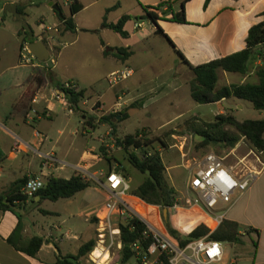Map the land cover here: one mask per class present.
<instances>
[{
	"label": "crops",
	"instance_id": "crops-1",
	"mask_svg": "<svg viewBox=\"0 0 264 264\" xmlns=\"http://www.w3.org/2000/svg\"><path fill=\"white\" fill-rule=\"evenodd\" d=\"M78 1L83 6L80 12L88 6L94 7L102 19V25L105 21L108 24H117L124 16L131 17L124 27V30L129 34L127 38L122 37L119 33L111 29L103 28L102 26L101 29L95 33L104 36L108 31H113L117 35H120L122 38L120 41L124 42L119 41L122 46L117 47L113 46L112 43L106 39L101 41V45L97 49L100 57L111 66L109 75L125 68L132 69L134 74L129 78L130 80H128V82L126 81L128 83L127 86L122 87V84H120L114 87L112 98L110 99L105 90H88L87 88L81 87V84L75 79L64 80L60 74L55 71L57 63L51 72L43 68L44 65L39 68L23 65L20 59L21 48L24 44H30L24 43V38L29 40V38H31L30 36H33L37 38V41H40L39 38H41V34L50 32L48 29L52 28L51 26H45L44 21L48 19L53 22L52 26H57L61 15L68 16L70 14V6L73 0H47L48 10L45 13H41L40 18L42 21L38 19L35 25L30 23L32 20L30 9L32 6L37 5L35 1L27 3L24 0H6L2 4L0 3V28L3 29L2 35L5 36L4 38L0 37V63L6 47V38L12 35L14 43L18 44V46L15 45L16 52L14 64L8 66L6 70H31L29 73L19 72L20 74L13 76L0 73V193L8 192L15 182L28 178L31 174L34 175V173H40L43 176L51 174L55 177L70 179L75 173L74 167L76 165H81L85 168L86 171L83 176H97V178L104 183L105 180L103 177H100V174L101 172L110 171L111 167L109 166L106 171L99 170L101 158L97 154V149L101 143H108L113 140L114 136L112 135V128L110 125L101 124L99 127L96 126V122L99 120L97 113L99 112L94 110L95 103H99L101 108L105 109L102 114L106 115L120 99L122 100L124 108L120 112H123V117H128L116 123L117 130L121 123L130 118V113L133 110L146 111L150 109L158 99H173L174 102H172L171 105L181 103L184 97L182 91L186 88L190 90L189 83L194 78V74L191 69L183 63L177 51L180 52L192 66L202 65L213 60L227 57L244 50L247 47L246 41L250 29L264 21V0H211L209 2L207 0H190L184 7L187 20L186 24H178L172 21L173 13L180 11L184 0ZM85 2H88V5ZM50 3L57 4L61 8L62 14L60 15L54 10ZM8 4L17 6L18 12L19 9H22V11L19 12V18L7 11L6 6ZM63 5H65V7ZM65 9L68 11V15L64 13ZM146 11L158 14L159 20L157 24L173 45L165 37L156 33L158 26L154 25L150 19H144L148 23V27H150V25L152 27L153 32H150L149 35L144 33L145 27L142 29L136 27L138 23H142L145 26V21L143 19L138 20L137 18L144 17ZM21 20L24 21L23 24L20 23ZM76 26L78 32V25L76 24ZM24 28H26L30 36H26ZM68 34L74 35V33L65 31L60 41L61 45L63 39ZM150 38L156 40L162 39L165 41L167 48L175 53L177 57L176 61H179L177 66L180 70L170 69L165 73H155L157 76L154 79L147 80L145 68H142L140 64L133 61L135 57H138L139 53L148 55V59L149 57H153L155 45L150 42ZM105 47L124 48L132 52V56L127 60L112 55L105 56ZM157 48V51H159L160 48L158 45ZM48 49L51 52L49 47ZM60 52L59 48L54 56L57 57V54H60ZM260 66H263V62L260 59H255L249 65V70L245 75L219 71L217 89L229 85H242L245 83L257 84L258 78L256 70ZM68 80L76 82L81 89L86 91L85 98L81 103L85 100L83 104L85 103V105L88 106L84 107L87 112L81 116L79 115V111L83 108L81 107V103L80 110L78 112L73 111V114L78 116V123L81 127L77 126L74 131H70V137L67 136L64 138L63 136L66 130L71 129L69 123H63V129H58L56 125L54 126V122L48 121H53L60 117L59 109L64 110L63 112L66 111L63 109L65 108V103L54 102L51 94L54 88H57L60 83ZM136 85H138L137 88L140 89L138 94L144 90L146 91L140 93L137 97H129L132 91V89L130 90L129 88H133ZM148 85L149 87H143ZM35 96L39 98V103L36 106L38 112H44L50 104L49 106L52 109V113L49 118H30L28 116V114H30L29 110L33 107L32 99ZM144 98L148 99L141 109L129 108L134 102ZM245 102L247 101L230 98L209 105H216L218 108V111L214 113V119L216 116L226 113H231L238 119V115L242 114L246 108ZM69 108L70 107H68V109ZM181 116L182 114L178 117ZM194 117L198 118L196 122L198 124L201 123V125L204 122H212L214 120L203 121L198 115H194ZM94 118H96L97 121H95ZM116 120H120V117H117ZM100 127L106 128V131H110L107 135L111 140L106 139L104 135L106 131L95 138L96 132ZM127 135H134V133H126L124 137ZM116 136L117 139L120 138L118 131ZM96 143H99V146H96ZM117 145L120 147V143L117 142ZM107 146L110 147V145ZM234 151L233 149V152ZM47 155L55 156L59 160V166L55 169L41 167L40 163ZM71 156L77 158V162L68 163L66 160ZM260 159L264 164V155ZM249 161L250 165L258 166L256 162L251 163V159ZM62 163L67 164V166H62ZM258 167L261 168V166ZM68 168L72 170L69 171ZM165 168L169 177L173 178L170 172L171 169L168 171L166 166ZM91 190L100 194L102 193L104 197L103 190L100 189L98 184L96 186H91L73 197L75 199L77 195L81 194V202L82 206L85 208L83 212L87 225H82L77 220L64 222L62 224L65 225L66 223L68 226L66 233H62L61 235L57 234L61 231V227L51 228L49 233H45V235L42 236L40 235L44 239V243L35 257L18 251L9 244L8 239L16 229L19 219L16 214L10 211L0 210V264H57L58 256L77 255L83 244L95 239V236L97 237V221L93 223V214L98 208V205L94 206L89 202L91 197L87 192ZM128 197H131V195L126 198ZM35 201H39L37 197ZM124 202L126 203L125 200ZM29 203L30 201L28 200L25 204L20 205L21 210H16L18 214L22 216V222L25 227V238L34 236L32 232L33 229L36 228V224L27 218V215L30 216L28 212ZM157 208L161 210L160 207ZM40 210L41 209L38 210L39 213H41ZM43 211L48 213H41L43 215L54 214L60 216L58 212ZM169 212L170 211H168L167 219H169ZM162 213H164V210H162ZM180 213L200 214L203 217V220L200 221L188 220L181 223V229L188 231L187 235L202 224L206 226L208 222L206 216L198 210L181 211L176 215ZM224 214L225 220L239 224L240 234L244 236L243 238L246 243V252L250 256L246 255L240 258H234L227 251V245L225 244V260L223 264H231L233 261H236L237 264H264V167L249 191L242 196H235L233 205L230 206ZM249 230L250 232H248ZM246 240L251 242V248L248 247V242H246ZM253 242H256L257 246H255ZM87 258L83 260V264L89 262ZM108 258L109 256L105 252L99 264H104ZM131 261L128 264H131ZM134 261L138 264L135 259ZM106 264H110V262Z\"/></svg>",
	"mask_w": 264,
	"mask_h": 264
},
{
	"label": "rangeland",
	"instance_id": "rangeland-1",
	"mask_svg": "<svg viewBox=\"0 0 264 264\" xmlns=\"http://www.w3.org/2000/svg\"><path fill=\"white\" fill-rule=\"evenodd\" d=\"M5 1L6 0H0V3L2 4ZM24 1L27 3L35 1V3L37 4L36 6H32L30 9L32 17L30 23L35 25L38 19L41 20V13H45L48 10V2L47 0ZM85 3L88 5V2ZM63 6L65 7V5ZM64 13L68 15V11L66 9L64 10ZM74 20L75 23L78 25V32L76 34L74 33V35H66L63 39L62 45L60 41L63 34L65 33V29L60 21L57 26H52V21L48 19L45 20V26H51L52 31L42 33L41 38H39V40L43 41L50 49H53L51 61L53 60L55 63H57L55 71L60 74V76L64 80L75 79L81 84V87L87 88L88 90H105L107 95L111 99L114 87L120 84H122V87L127 86V82L130 79L124 80L115 86H110L108 83V77L111 71V66L109 63L105 62L102 57H100L97 49L101 45V41H104L106 39H108L113 46L121 47L122 45L120 44V42L123 41L120 40H122V38L120 37V35H117L113 31H108V33L104 36H101L99 33H95L101 29L102 19L98 15L97 10L94 9V7L88 6L82 12H79L74 17ZM144 21V33L149 35L150 32H153L152 27L151 25L150 27H148V23L146 22V20ZM20 23L23 24L24 21L21 20ZM2 32L3 29L0 28V37L4 38L5 36L2 35ZM150 39V42L155 45L153 50V57H149L148 59V55L139 53L138 57H135L133 61L135 63L140 64L142 68H145V72L147 73V80H150L152 78L154 79L157 76V74L155 73H165L170 69L180 70V68H178L177 66V63L179 61H176L177 57L175 53H173L172 51H170V49L167 48L165 41H163L162 39ZM15 45L18 46V44L14 43L13 36L9 35L6 38V47L5 51L2 54V61L0 63L1 74L13 76L20 74L19 72L29 73L31 71L30 69H19V71L6 70L8 66H12L14 64L16 52ZM157 45L160 48L159 51H157ZM59 48L61 52L60 54H57V57H55L54 54L59 50ZM137 87L138 85L133 88H129L130 90L132 89L129 97H137V95L146 91L144 90L138 94L140 89ZM143 87H149V85ZM182 92V94H184V97L181 103L171 105V103L174 102L173 99H158L156 102H154L151 108L146 111L133 110L130 113V118L127 121L121 123L117 130L121 139L126 133H138L139 135L142 134L144 136L143 143H146L148 146L138 150H136L135 148H131V153L136 154L139 157H142L144 152L143 149L151 152L160 153V156L162 157L165 166L168 168V171L171 169L170 172L173 176V178H170L168 173L166 172V180L168 181L169 185L175 189L178 195L183 193V185H185L187 172L181 167L182 160L180 157V152L178 149L174 148V146L180 147V145L183 144L184 149L189 154V156L197 158L204 156L208 152H215L216 154L224 157L233 154L226 161L227 165L230 166H237L238 158L246 156L250 149H252L254 152H257L245 138H241L240 142L235 146L234 152L233 149L224 148L221 144H204L203 139L196 133L197 131H200L203 127L201 123L198 124L196 122L198 118L194 117V115H198L202 118L203 121H210L214 119V113L218 111V108L216 107V105H201L194 102L191 98L189 88L184 89ZM83 102L81 103V107L83 108H81V111H79L80 116L87 112L84 107H87L88 105H85V103L83 104ZM95 104L96 105H94V110L98 112V107H100V104ZM245 104L246 108L244 112L238 115L239 120L242 121L246 119H264V111L255 110L248 102H245ZM67 105L68 104L65 103V108H63L66 110L65 112H63L64 110H58L60 113L59 118L54 119L53 121H48L54 122V126L56 125L58 129H63V123H69L71 129L66 130V133L63 136L64 138L69 136L71 134L70 131H74L77 126L81 127L78 123V116L74 115L73 113L71 114L68 109L69 106L67 107ZM123 108L124 105H122L121 110ZM99 113L97 114L100 120V118L105 115H103L102 112ZM110 113L111 111H108L106 115H109ZM181 114L182 116L178 117ZM94 120L97 121L96 118H94ZM99 120L96 122L97 127L101 125ZM229 130L233 131L232 129ZM105 131L106 128L100 127L99 130H97L96 132L95 138L103 134ZM108 132L110 131H106L104 135L106 139L109 140L110 137H108L107 135ZM107 145H110V147H108ZM96 146H99V143H96ZM102 148H104L106 154L113 159L112 164H109L108 161L104 158ZM97 154L101 158V162L99 164L100 171H106L107 168L110 166L111 169H115L118 172H121L129 183V194L131 195V197L125 199L127 205L129 206L127 209L128 215H135L140 220H142L148 227H152L154 230L164 234L165 236L173 240L175 239L171 235L170 229L177 231L180 236L184 238L187 237L188 231L181 229V223L183 221L186 222L188 220H203V217L200 214L180 213L179 215H175L172 212H169V219H167L162 213V210L164 209L161 208L160 210L159 208L148 205L141 199L135 197L133 194L134 190L146 180L147 176L137 171L128 162L126 158L127 154L121 147L117 145V136H114L113 140L109 141L108 143H101L99 148L97 149ZM261 157H263V155L260 156V158ZM250 159L252 160L251 163H253L254 157H251ZM66 161L68 163H75L77 162V158H73V156H71ZM46 163L48 162L44 158V160L40 163L41 167L43 166L46 168L55 169L57 166H59L58 163L53 164L50 162L49 164L53 165L48 164L47 167ZM238 169H240V167H238ZM68 170L71 171L72 169L68 168ZM76 173L81 172L75 170L74 174ZM50 176L52 175L49 174L43 176L40 173H34V175L31 174L28 179L31 177H38L42 179V181L46 182L47 178ZM90 183L91 186L97 185L93 181H90ZM100 189L102 188L100 187ZM87 194L91 197L89 201L90 204L94 206L98 205V208L101 207L105 201L102 193L100 194L91 190L88 191ZM29 201L30 203L28 206V212L30 216L27 215V218L28 220L36 224V228L33 229L32 232V235L34 236L45 235V233H49L50 229L53 227H61V231L57 233L58 235H61L62 233L65 234L68 225L66 223L65 225L62 223L68 221L71 222L77 220L82 225H87V223L85 222V214L83 212L85 208L82 206L81 202V194L77 195L75 199L71 198L66 200H60L58 202L44 200L40 205L33 203L32 198H29ZM39 209L48 210L51 212H58L60 213V216L54 214L43 215L39 213ZM93 218V223H95V217ZM95 239L98 240L96 236ZM246 242H248V247L251 248V242L247 240ZM116 244L117 242H114V244H112V240L109 237L106 238L105 248H100L104 250L109 256L108 260H106L104 264H106L107 262H110V264H120L121 251L117 249ZM226 245L227 251L234 258H240L246 255L250 256L246 252V243L244 238H242L241 244ZM98 247L99 246L96 245V248ZM93 252L88 256L87 259L89 260V262L87 264H99V262L93 257ZM90 257H92L94 260ZM131 264H136L134 259L131 261Z\"/></svg>",
	"mask_w": 264,
	"mask_h": 264
},
{
	"label": "trees",
	"instance_id": "trees-1",
	"mask_svg": "<svg viewBox=\"0 0 264 264\" xmlns=\"http://www.w3.org/2000/svg\"><path fill=\"white\" fill-rule=\"evenodd\" d=\"M188 1L190 0H184L180 11L173 13V22L178 24L187 23L184 7ZM207 1L209 2L211 0ZM82 9V4L78 0H73L70 6V14L68 16L61 15L59 17L66 32H77L74 16ZM21 11L22 9H19V12ZM130 19V16H124L117 24H108L105 21L102 27L111 29L119 33L122 37L127 38L129 34L124 30V27ZM137 19H150L154 25L158 26L157 21L159 20V16L154 12L146 11L144 17ZM24 30L26 31V28H24ZM25 33L26 36H30L27 31ZM156 33L165 37L173 45L159 26L157 27ZM30 37L29 40L24 38V43H33L37 41V38L33 36ZM246 42L247 47L244 50L198 66L190 65L182 54L177 51L183 63H185L194 74V78L189 83L191 98L194 102L207 105L220 102L224 99L235 98L249 102L257 111H264V21L250 29ZM104 55H112L127 60L132 56V52L124 48L105 47ZM255 59H260L263 62V66H260L256 70L258 78L257 84L245 83L242 85H229L217 89L219 71L245 75L249 70V65ZM85 94L86 91L83 89L79 92L74 89L68 90L67 100L70 109L74 112H78L80 110V103L85 98ZM147 99L148 98L138 100L130 105L129 108L141 109ZM123 115V112L109 114L102 116L99 121L100 124L110 125L112 128V135L116 136V123L128 117H123ZM117 117H120V120H116ZM202 127L203 128L196 133L203 139L204 144L209 145L217 143L221 144L224 148L234 149L241 138L244 137L257 152L264 155V120L239 121L233 114L226 113L216 116L212 122H204ZM138 136L139 134L136 133L134 135H127L122 139H117V142L120 143V147L127 154L126 158L131 166L147 176L146 180L134 190L133 194L148 205L157 206L162 209H170L176 202L177 193L166 180V168L160 153L143 149V155L139 157L130 152L131 148L138 150L148 146L146 143L138 140ZM102 151L104 158L109 164H112L113 159L106 154L104 148H102ZM27 181L28 178L19 180L12 185L8 192L0 193V210L10 211L16 214L19 219L16 229L8 239L9 244L16 250L24 252L31 257H35L43 246L44 239L41 236L25 238V227L22 222V216L16 211L20 209V205L25 204L29 200V197L22 194V188ZM90 187L91 183L86 181L78 173L74 174L70 179L50 176L47 178L44 188L32 198V202L40 205L44 200L58 202L60 200L71 199L76 194ZM36 197L40 198L38 202L35 201ZM40 211L43 214H48L43 210ZM127 218V221L120 223L121 241L123 244L120 264H128L134 259V253L131 251L130 245L142 239L143 233L147 230V225L135 215L129 214ZM209 232L210 230L202 224L187 235V237L182 238L177 231L170 229L171 235L183 247L193 240L205 237ZM248 232H250V230ZM242 238L243 236L240 234L239 224L229 220H224L221 226L210 235L211 240L229 245L241 244ZM150 242L151 239H147L144 242V246L148 247ZM96 245L97 240L92 239L81 246L77 255L58 256L57 264H83V260L95 250ZM254 245L257 246V243L254 242ZM165 263L167 264V262Z\"/></svg>",
	"mask_w": 264,
	"mask_h": 264
},
{
	"label": "built area",
	"instance_id": "built-area-1",
	"mask_svg": "<svg viewBox=\"0 0 264 264\" xmlns=\"http://www.w3.org/2000/svg\"><path fill=\"white\" fill-rule=\"evenodd\" d=\"M142 23H138V29L143 28ZM48 31H52L49 28ZM29 44H24L21 48V63L26 66H34L39 68L43 66L48 72H51L55 67V62L52 59L53 49H50V59L47 62H40L31 53L28 48ZM36 62V63H35ZM134 71L125 68L120 71L113 72L108 77L110 86H115L120 82L131 78ZM74 89L77 92L82 90L74 81H66L60 83L57 88L52 91L53 101L68 104L67 91ZM39 103V98L35 96L32 99L33 107L29 110L30 118H49L52 113L51 107L48 105L44 112H38L36 106ZM96 105V104H95ZM69 106V104H68ZM122 100L120 99L110 110V114H116L121 111ZM98 112H104V109L98 107ZM69 112L73 110L69 108ZM144 136L140 134L138 140L143 141ZM180 152L182 160L181 167L187 172L183 193L177 194L176 202L168 209L173 214H178L181 211H200L207 219L206 227L210 230L208 235L203 238L196 239L188 243L186 246H181L177 240L170 239L164 234L147 226V230L143 233L142 239L130 245L131 251L134 253V259L138 264H223L225 260V244L219 241L210 239V235L214 233L224 222V212L233 205L235 196H242L249 191L257 176L264 167L260 156L262 153L250 150L243 157L238 158L237 166L227 165V159L233 155L221 156L215 152H208L204 156L190 157L185 151L184 145L174 146ZM254 157V162L261 166L250 165L249 160ZM48 164L59 163V160L53 155L45 156ZM49 164V165H53ZM62 166L67 164L62 163ZM240 167V169H238ZM75 170L86 181H93L98 184L104 193L105 201L101 207L94 212V217L97 221V245L105 248L106 238L112 240V244L117 242L116 247L122 250L123 244L121 241L120 223L127 221L128 206L124 202L129 196L130 185L121 172L111 169L106 173L100 174L105 182L102 183L97 176H83L86 171L81 165H76ZM46 182L38 177H31L26 182L22 189V194L34 198L35 195L44 188ZM142 221V220H141ZM143 222V221H142ZM151 239L148 247L144 246L147 239ZM231 264H237L233 261Z\"/></svg>",
	"mask_w": 264,
	"mask_h": 264
},
{
	"label": "water",
	"instance_id": "water-1",
	"mask_svg": "<svg viewBox=\"0 0 264 264\" xmlns=\"http://www.w3.org/2000/svg\"><path fill=\"white\" fill-rule=\"evenodd\" d=\"M50 5L60 15L62 14L61 13V8L57 4L50 3ZM6 9H7V11L10 14L15 15L17 18L20 17V14L18 12V7L17 6H13V5L8 4L6 6ZM28 48L31 51V53L37 58L38 61L47 62L50 59L49 49H48L47 45L43 41H37V42L30 43L28 45ZM148 176H149V173H148ZM37 198H38V200L40 199L39 197H37ZM163 214H164L165 218H167L168 209H164V213Z\"/></svg>",
	"mask_w": 264,
	"mask_h": 264
},
{
	"label": "bare ground",
	"instance_id": "bare-ground-1",
	"mask_svg": "<svg viewBox=\"0 0 264 264\" xmlns=\"http://www.w3.org/2000/svg\"><path fill=\"white\" fill-rule=\"evenodd\" d=\"M100 248H102V247L99 246L97 249H95L94 254H93L94 258H95L98 262H99V261L101 260V258L105 255V251L102 250V249H100Z\"/></svg>",
	"mask_w": 264,
	"mask_h": 264
}]
</instances>
